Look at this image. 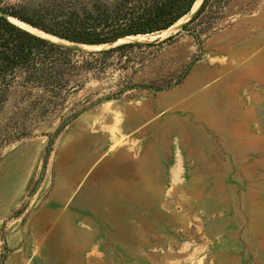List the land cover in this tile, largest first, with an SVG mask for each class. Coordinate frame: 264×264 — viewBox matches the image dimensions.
<instances>
[{"label": "rangeland", "instance_id": "obj_1", "mask_svg": "<svg viewBox=\"0 0 264 264\" xmlns=\"http://www.w3.org/2000/svg\"><path fill=\"white\" fill-rule=\"evenodd\" d=\"M197 2L176 28L131 38L172 41L90 79L61 111L37 114L13 91L0 264H264V0H219L183 31ZM184 74L166 91L124 89Z\"/></svg>", "mask_w": 264, "mask_h": 264}, {"label": "trees", "instance_id": "obj_2", "mask_svg": "<svg viewBox=\"0 0 264 264\" xmlns=\"http://www.w3.org/2000/svg\"><path fill=\"white\" fill-rule=\"evenodd\" d=\"M197 0H29L0 11L35 29L76 44L97 46L131 36L162 33L194 8ZM219 0H204L182 30L211 12ZM214 27V25H212ZM176 35L149 43H126L101 51H81L50 42L0 15V111L13 91L26 101L35 97L34 112L45 116L63 110L67 98L80 92L90 79L100 80L110 70H127V63L143 58L136 51L163 46ZM198 37V35H195ZM144 63V61H142ZM182 75L166 86L132 84L162 92L179 85ZM34 92L37 95H34ZM122 91H120L121 94ZM75 120L78 114L65 116ZM65 126V125H64ZM63 130H57L59 134Z\"/></svg>", "mask_w": 264, "mask_h": 264}, {"label": "water", "instance_id": "obj_3", "mask_svg": "<svg viewBox=\"0 0 264 264\" xmlns=\"http://www.w3.org/2000/svg\"><path fill=\"white\" fill-rule=\"evenodd\" d=\"M204 1V0H203ZM203 3V2H202ZM201 6V5H200ZM200 8V7H199ZM198 8V9H199ZM198 11V10H197ZM196 11V12H197ZM196 14V13H195ZM194 14V15H195ZM0 15H3L5 16L6 18H8L10 21L15 20L16 22L12 21L13 23L19 25L20 27L22 28H25L27 29L28 31L36 34L37 36H40L50 42H53L55 44H58V45H61V46H65V47H70V48H74V49H78V50H81V51H101V50H106V49H110V48H114L116 46H119L121 44H126V43H149V42H152L150 40H147V41H141V40H133L131 39L132 37H137V36H131V37H127V38H124V39H120L118 41H115V42H112V43H109V44H104V45H97V46H88V45H83V44H76V43H72V42H69L67 40H63V39H60V38H57L55 36H52L48 33H45L43 31H40L38 29H35L29 25H26L20 21H18L17 19L15 18H12L10 17L8 14H5L3 12L0 11ZM193 15V16H194ZM192 16V17H193ZM191 20V19H190ZM189 20V21H190ZM22 24V25H21ZM170 29V28H169ZM37 32H35V31ZM167 31V30H166ZM39 32V33H38ZM41 33V34H40ZM45 35V36H43ZM55 39V40H54ZM58 40V41H56Z\"/></svg>", "mask_w": 264, "mask_h": 264}, {"label": "bare ground", "instance_id": "obj_4", "mask_svg": "<svg viewBox=\"0 0 264 264\" xmlns=\"http://www.w3.org/2000/svg\"><path fill=\"white\" fill-rule=\"evenodd\" d=\"M197 3H199V1H198ZM195 12H196V11H195ZM195 12H194V13H195ZM192 14H193V13H192ZM192 14H191V15H192ZM191 15H190V16H191ZM190 16H189V17H190ZM189 17H188V18H189ZM188 18H187V19H188ZM187 19H185L184 21H186ZM12 20H13V19H12ZM13 21H15V20H13ZM181 21H182V20H180L179 22H177V23L175 24V26L173 27V29L176 28V26L179 25V23H181ZM34 31H35V30H34ZM169 31H170V30H169ZM35 32H37V31H35ZM38 33H39V32H38ZM40 34H41V33H40ZM43 36H45V35H43ZM138 37L141 38V36H138ZM142 37H144V36H142ZM132 38H133V37H132ZM134 38H135V37H134ZM54 40H55V39H54ZM56 41H58V40H56Z\"/></svg>", "mask_w": 264, "mask_h": 264}]
</instances>
